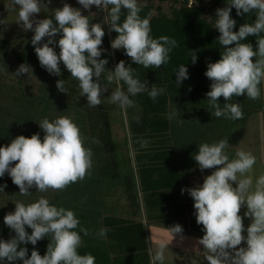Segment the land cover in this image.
<instances>
[{
  "label": "clouds",
  "instance_id": "clouds-1",
  "mask_svg": "<svg viewBox=\"0 0 264 264\" xmlns=\"http://www.w3.org/2000/svg\"><path fill=\"white\" fill-rule=\"evenodd\" d=\"M18 6L17 23L25 32L31 30L34 35L31 44L35 46L41 67L52 75H61L60 64L71 73V77L79 82L81 95L87 97L89 107H98L108 87L100 83L102 74L107 71L106 81L117 83L111 92L109 102L119 104L121 108L131 106V96L148 92L155 99L165 90L148 83H142L134 77L135 68L126 66L121 60L115 70L106 68L107 59H101L103 24L110 25V30L118 33L111 42L112 49H123L131 61L144 68H160L169 62L170 52L177 47L175 39L168 36L153 38L149 18H142L140 12L143 5L138 0H78L83 9L90 10L93 5L106 13L102 23H93L89 15H84L79 8L65 3L56 8L52 18L35 19L36 14L47 8L44 0H13ZM52 0H47L51 4ZM111 6V7H109ZM238 16L255 12L256 19L245 23L234 31L237 21L232 18V8ZM127 15L121 23L122 10ZM13 11H16L14 8ZM215 28L219 31V44L222 46L221 59L209 63L205 76L212 82L211 90L206 93L209 107L215 109V117L242 119L244 113L239 103H225L223 108L218 102L223 97L231 101L233 96L245 95L253 100L261 96L260 85L264 82V0H230L227 7L216 10ZM55 21V22H54ZM59 36V54L50 45H56ZM255 36L257 47L252 43L242 42ZM45 38L47 41L45 42ZM234 45V46H232ZM192 63L198 57L191 51ZM31 66L21 64L15 76L28 74ZM32 70V68H31ZM176 84L180 85L189 78L188 69L180 65L176 71ZM95 78V79H94ZM123 81L127 85V93L119 86ZM65 80L57 81L59 91L68 94ZM174 112L172 116L177 115ZM184 120H182L183 122ZM45 132L43 140L36 133L30 138L20 135L10 144L0 147V177L8 173L12 182L20 189L21 196L31 194L30 188L38 192L64 190L69 185L83 180L90 175L93 152L85 146L86 137L79 126L67 116H60L53 121L44 118L39 123ZM99 143V141H96ZM148 141H142L141 147H147ZM229 141L221 139L215 143H202L194 156L201 171L216 169L204 178L202 185L189 192L194 200L196 222L203 226L204 235L199 239L203 246L207 264H264V175L253 180L247 174L251 172L257 158L250 152L238 150L235 159H230L226 152ZM15 163V166H12ZM233 183L238 187H233ZM7 185L0 186L3 191ZM247 207L244 215H240L243 206ZM244 217L251 219L245 229ZM4 224L15 232L9 240H0V261H23V264H95L91 254L81 255L78 249L82 244L81 232L89 235L88 229L80 227V220L75 212L64 207H57L41 196L37 201L25 204L15 203L14 212L4 216ZM26 226L32 229L31 234ZM109 229L101 228L98 235L106 236ZM170 231L182 233V226L177 224ZM247 232L245 236L243 233ZM48 237L50 243L45 255L33 249L28 256V248L21 244L31 243ZM246 241V247H238ZM168 245L160 243L153 252L149 249L152 264H164L165 251ZM191 264H197L195 259Z\"/></svg>",
  "mask_w": 264,
  "mask_h": 264
},
{
  "label": "trees",
  "instance_id": "trees-1",
  "mask_svg": "<svg viewBox=\"0 0 264 264\" xmlns=\"http://www.w3.org/2000/svg\"><path fill=\"white\" fill-rule=\"evenodd\" d=\"M171 1L180 5L173 6L169 15L162 12L153 14L156 7L153 0H146V3H140L138 0V3L144 6L140 16L150 19L152 37L168 36L175 39L178 45L170 52L169 62L160 68H144L133 63L123 49H112L111 42L118 33L111 31L110 25L103 24L106 34L101 47L106 51L102 53L101 59H107L108 66L111 64L115 66L124 60L126 66L131 65L135 68V78H139L142 83H148L149 90L152 85L165 90L155 99L150 98L147 91L135 96L130 95L133 103L126 107V112L129 117L128 129L135 149V169L131 164H127V170L122 169L123 163L116 151L109 111L90 108L84 111L77 110L86 137L85 146L91 148L93 152L91 172L83 180L69 185L62 191L58 190L57 196L49 200L57 207L62 206L75 212L80 220V226L76 231H79L80 227L88 229L89 235L80 233L82 244L78 252L81 255L91 253L95 257V264H152L146 222H157L171 227L179 224L183 230L190 233L205 234L203 226L196 222L194 200L189 192L185 191L182 194L181 190L202 185L204 178L216 169L201 171L195 160L183 157L186 152L183 142L189 139L184 127L187 126L188 116L195 117L192 123L197 127L199 119L203 116L202 112H197L198 107L206 106L204 114L210 122L208 130L213 134L209 135L206 131L205 142L210 144L216 142L214 136L219 120L212 121L214 115L211 114L215 109L209 107V98L206 95L211 90L212 82L205 76V72L209 63L221 59L223 48L218 41L220 33L215 28V16L216 10L227 7L230 0H210L209 7L204 5L205 0H193L192 3L191 0ZM122 13L121 23L127 15V10H122ZM208 13L211 15L210 19L205 16ZM255 15L253 11L238 16L233 7L231 16L237 21L234 31H238L245 23L254 22ZM45 18L54 20V12L48 13ZM33 35L34 32L28 33L31 39ZM59 38L56 37V45H51L57 54L60 51ZM7 42L2 41L0 48L8 49L5 47H8ZM242 42L252 43L254 49L257 47L255 36H250ZM32 51H35V46L34 49L28 47L20 51L22 63L33 58ZM191 51L198 57L195 64L191 60L193 54ZM180 65L187 67L189 78L177 85L176 71ZM120 84L122 90L127 93V85L123 81H120ZM259 87L261 89L259 99H250L245 94L233 96L231 101L239 103L242 111L246 108L252 110L254 106L262 107L263 82ZM2 94L4 88L0 81V98ZM16 99L17 102L12 105H2L0 102V111L5 116H10L14 122L13 126L0 125V147L5 146L7 139L13 140L20 135L30 137L27 130L37 119L55 120L56 115L53 111L55 105L65 100L58 97L55 91L47 90L37 97L27 93L17 94ZM243 101L245 102L242 103ZM218 102L221 108L227 103L223 97L219 98ZM59 107L58 109L62 111L61 105ZM174 112L178 114L169 119ZM239 137L235 136L229 142L238 141ZM191 139L194 141L191 145L197 148V139L202 140L200 130L197 136ZM145 140L148 141L146 148L141 147V142ZM226 152L230 159L234 158V149L228 147ZM105 186L108 189L123 187L130 200V215L108 213L109 205L104 199H99ZM143 211L145 214L142 216ZM145 218L148 221H145ZM101 228L109 229L106 236L98 235ZM26 231L31 234L32 229L26 226ZM14 236L15 232L4 224V218L0 219V240H9ZM49 243V238L45 237L35 246L29 242L21 244L20 247L28 248L30 258L33 249L38 250L42 256L45 255ZM0 264H23V261L4 260L0 261Z\"/></svg>",
  "mask_w": 264,
  "mask_h": 264
},
{
  "label": "rangeland",
  "instance_id": "rangeland-1",
  "mask_svg": "<svg viewBox=\"0 0 264 264\" xmlns=\"http://www.w3.org/2000/svg\"><path fill=\"white\" fill-rule=\"evenodd\" d=\"M140 3H146V0H139ZM156 7L153 10V14H158L159 12L171 14L173 6H179L180 3L175 4L171 0L161 1L153 0ZM44 3L47 5V8L42 7V12L36 14L35 19H44L48 13H53L56 8H62L65 3L70 4L72 7L79 8L82 10L84 15H89V19L93 23H102L106 15L101 9H98L95 5L91 7L90 10L83 9V6L78 3V0H52L51 4L47 3V0H44ZM192 3V1H190ZM210 1L205 0L204 5L206 7L210 6ZM16 11H13V9ZM215 12V11H214ZM208 19L211 18L210 13L205 15ZM18 19V6L14 5L13 0H0V45L2 41L7 40L8 49L0 48V81L2 82L4 88V94L0 98L2 105H12L17 102V94H31L35 97L40 95L44 90L47 92L55 91L58 97H63L65 100L60 101V104H56V108L53 110L56 118L60 116L70 117L81 129V132L84 135L83 127L78 117V111H84L85 109H107L110 114L111 127L113 131V138L116 144V151L119 156L120 161L123 163L122 169L127 170V164H131L135 169V149L132 144L131 134L128 129V113L126 112V107L121 108L119 104L109 102V97L111 92L117 87V83L114 81L112 84H108L106 81L107 71L102 74L100 83L108 87V92L104 93L102 96V103L98 107H89L86 96L81 95V89L79 88V82L71 77V73L65 68L63 63L60 64L61 75H52L45 68L41 67L38 60V56L35 51H32V56L29 61H26V64L31 66L28 74H24L20 77L14 75L19 66L23 61L20 59L19 54L23 49L28 47L34 49V45L31 44V38L28 36V33L32 32L31 30L25 32L20 23H17ZM51 46V45H50ZM3 47V46H2ZM30 51V50H29ZM116 66V65H115ZM114 65H107L108 70L114 71ZM65 80V88L68 89V94L63 93L57 88L58 80ZM95 79V78H94ZM119 86L122 89V86L119 82ZM65 102V104H63ZM229 103H235L232 101H227ZM243 101L242 103H244ZM61 105L62 111L58 109ZM245 105V104H244ZM244 107V106H243ZM263 107V106H262ZM260 106H254L251 110L244 109L243 112L246 114L242 119H228L225 117H215L213 116L212 121H217L216 131H215V141L221 139L231 140L234 136L239 137L243 133L244 142L238 144V150L250 151L256 158L257 162L253 166V169L247 175L250 176L253 180V186L255 185V180L258 176L264 175V109ZM60 108V107H59ZM262 108V109H261ZM249 114V115H248ZM248 115V116H247ZM195 117H187V126L184 132L189 138L187 141L183 142V147H185L186 152L183 154V157L186 159H194V156L198 152L199 145L205 143V136L207 134V129L205 128V123L201 126L195 125L192 121H195ZM203 118V117H202ZM222 118V119H221ZM43 119L35 120L32 122L31 127L27 130L29 136L39 133L41 140L45 135V132L40 128L39 123ZM229 122L227 125L226 123ZM232 123V124H231ZM5 124L6 126H13L14 122L10 116H5L4 113L0 111V125ZM202 135V140L197 139V148L191 145L194 141L191 139L193 136H197L198 131ZM29 137V138H30ZM230 138V139H229ZM12 140L7 139L4 145H8ZM196 144V142H195ZM188 146H191L188 148ZM196 150V151H195ZM188 161V160H187ZM12 166H15L13 163ZM7 185L3 191H0V219L4 218L9 212H14L15 203L17 201H22L25 204L32 203L37 201L41 196H44L48 200H52L57 196L58 190L49 189L47 192H38L35 187L30 188L31 192L28 196H21L20 189L17 185L12 182V178L8 173H5L3 177H0V186ZM233 187H238V184L233 183ZM99 198V196H98ZM99 199H104L110 207L108 213H117L120 215L128 216L131 213L130 200L123 190V187H116L114 189H108L106 186L103 188L102 193L100 194ZM247 211L246 205L242 207L240 215H244ZM107 214V213H106ZM145 212H142V216ZM145 221H148L145 218ZM251 219L249 217H244L243 223L245 229L251 224ZM147 226V235L149 241V248L154 252L156 247L160 243L168 245L165 251V261L164 264H191V260L195 259L197 264H207V261L204 259L202 254V260L200 254L194 255L192 257L191 250L183 254V258H180L181 254L178 250L173 247L177 245L173 244V238L186 237L191 238L193 234H190L186 231L182 233H173L170 231L171 226H166L159 224L157 222H146ZM245 236L247 232L243 233ZM197 236L194 234L193 236ZM8 237V236H5ZM176 239V240H177ZM173 246V247H172ZM187 248L188 245H185ZM245 247L246 241L242 242V245L238 247ZM201 261V262H200ZM152 263V261H151Z\"/></svg>",
  "mask_w": 264,
  "mask_h": 264
},
{
  "label": "crops",
  "instance_id": "crops-1",
  "mask_svg": "<svg viewBox=\"0 0 264 264\" xmlns=\"http://www.w3.org/2000/svg\"><path fill=\"white\" fill-rule=\"evenodd\" d=\"M192 2H193V0H191ZM210 1V0H209ZM180 106V105H179ZM206 108V106H199L198 107V110H197V112L198 113H200V112H202L203 113V118L201 117L200 119H199V122H198V125L199 126H201V124L203 125L204 123H205V128L207 129V131L209 132V135H212L213 134V132H211V131H209L208 129L210 128V126H209V119L207 118V116H206V118H205V114H204V112H205V110H207V108ZM263 109H264V82H263ZM204 110V111H203ZM208 113V112H207ZM235 137V136H234ZM233 137V138H234ZM244 136H243V133H241V136L238 138V141H235V142H229V147L230 148H232V149H234V158L233 159H235L236 157H235V153H236V151H237V146H238V142H239V140H241L240 142H242L243 140H244V138H243ZM244 142V141H243ZM191 188H193V187H191ZM173 227V226H172ZM184 231H186V230H184ZM186 232H188V231H186ZM188 233H190V232H188ZM190 234H193V233H190ZM194 235V234H193ZM191 236V238H186V237H179L178 239L175 237V238H173V244H175V245H177V247H173V248H175L176 250H178L179 251V253L181 254L180 256V258H183V254H185L186 252H188L189 250H191L190 251V253H192L191 255H192V257H195L194 255H196V254H200V256H201V260H202V254H203V257H205V252H204V249H203V246L202 245H199V243H198V241H199V239H201L202 237H203V235H200V234H197V236L195 235V236ZM177 239V240H176ZM185 245H188V247L189 248H187ZM244 247V246H243ZM246 247V246H245ZM186 251V252H185ZM205 259V258H204ZM201 262V261H200Z\"/></svg>",
  "mask_w": 264,
  "mask_h": 264
}]
</instances>
